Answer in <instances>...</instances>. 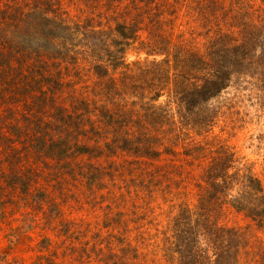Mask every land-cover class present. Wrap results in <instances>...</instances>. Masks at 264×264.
<instances>
[{
  "label": "trees",
  "instance_id": "obj_1",
  "mask_svg": "<svg viewBox=\"0 0 264 264\" xmlns=\"http://www.w3.org/2000/svg\"><path fill=\"white\" fill-rule=\"evenodd\" d=\"M144 1H133L126 13L130 17L120 12L119 19L113 15L112 24L103 15L107 23L102 20L103 23L95 27L81 25L82 22L55 10H51L55 13L49 18L44 16L40 6H32L24 0H9L10 4H4L8 10H2L0 14L10 17L11 26H22L20 32L26 36L35 34L39 37L34 46L29 47L26 41L12 45L16 43L13 40L9 43L12 45L9 51H0V108L7 104L3 111L9 116L14 110L10 104L19 103L20 109H25L29 99H36L38 112L33 114L38 115L66 100L74 102V92L79 91L73 85L77 84V79L66 77L70 71H63L68 67L77 74L81 58L85 56L89 60L92 56L95 74L105 77L106 87H97L91 98L87 97L88 93H83L85 98L80 105L74 103L73 110L66 111L65 107L61 113H56L48 123L50 132L57 134L52 143L63 148L61 154L90 152L86 142L92 140L93 135L83 132L84 123L101 116L118 129H128L126 136L120 134L123 149L150 159L161 156L163 151L156 138L162 136L156 133H160L162 125H167L162 132L169 133L170 119L164 117L171 114L174 118V111L179 118L183 116L191 131L203 134L214 127L225 108L232 109L245 100V95L237 93L226 97L230 94V87L236 91H249L252 95L258 91L264 94V0H260L257 18L248 11L252 5L247 0H190L195 20L206 29L207 39L203 47L183 35L175 39L173 32L164 33L160 19L153 20L148 16L149 12L142 13L138 9L140 3H146ZM2 3L0 0V5ZM112 3L115 5V1ZM154 10L159 12L154 11L156 15L165 14ZM177 11L178 8L171 9L170 12L174 13L170 15ZM70 38L73 43H69ZM78 39L85 43L77 44ZM139 40L144 46L141 51L153 60L146 58L144 62L137 60L130 65L125 56ZM77 46L84 48L81 53L76 51ZM35 54H41L38 63ZM54 67L58 69L52 72ZM171 82H175L172 87ZM107 87L120 96L121 101L114 103L116 108L108 105L117 98L109 101ZM130 89L140 95L146 91L151 94L148 102L140 104L148 106L146 114L138 116L137 112L133 116L135 113L126 108L125 93ZM164 93L168 94V101L158 107L157 102ZM92 102L97 106L94 109L90 108ZM29 109L32 112V107ZM86 112H89L88 117ZM14 119L22 121L16 116ZM23 121L25 127L30 126L29 113L23 115ZM179 122L172 121L176 129ZM12 129L22 133L18 127ZM91 131L94 133L93 127ZM43 140L45 138L33 137L36 145H43ZM114 140L118 143L117 139ZM5 144L13 146L12 143ZM197 149L206 150V146L198 145ZM190 151L188 145L185 154L200 153ZM211 152L218 155H212L199 174L194 185V203L191 205L187 198L184 199L180 212L170 216L164 228L161 229L156 210L151 215H135V219L127 220V224L136 220V234L122 247L120 264H264V237L259 234L264 230V181L247 173H238L233 166L234 153L227 147ZM146 165L145 160L135 161L130 170L147 174L149 180L145 184L152 191L151 186H158L159 176L158 172L146 169ZM78 167L81 168L82 163ZM177 174L182 181L186 180L183 170ZM118 213L109 210L107 216L111 218ZM232 213L244 215L251 219V223L223 224ZM113 236L119 239L120 234Z\"/></svg>",
  "mask_w": 264,
  "mask_h": 264
},
{
  "label": "rangeland",
  "instance_id": "obj_2",
  "mask_svg": "<svg viewBox=\"0 0 264 264\" xmlns=\"http://www.w3.org/2000/svg\"><path fill=\"white\" fill-rule=\"evenodd\" d=\"M1 1L3 3L0 5V11L8 10V6L4 4H10L9 0ZM24 1L43 8L46 17L50 18L55 13L51 10H55L82 22L81 25L91 24L98 27L103 23L102 20L107 21L103 15H106L112 24L113 15L119 19L120 12L130 17L126 13L136 0ZM112 1H115L117 7ZM189 1L145 0V5L139 2L141 7L138 9H141L142 13L149 12L148 16L153 20L160 19L163 22L164 33L173 32L175 39L178 35H183L203 47L207 39L206 29L198 25ZM247 1L252 5L251 8L248 7V11L257 18L260 0ZM176 8L179 12L170 15L174 13L170 12L171 9ZM154 9L160 10L161 13L164 11L165 14L156 15L153 13ZM11 22L10 17L0 14V51H9L12 45L22 44L23 41H26L29 47L34 46L35 39L39 36L35 34L26 36L20 32L22 26H11ZM103 26L105 27L104 24ZM42 32L44 33V30ZM13 40L16 43L9 45ZM69 43H73L71 38ZM76 43L83 44L85 41L78 39ZM141 43V40L134 42L127 51L125 57L130 65L137 60L144 62L146 58L153 60V57H148L141 51L144 49ZM77 49L76 51L81 53L84 48L77 46ZM40 55H34L37 63L40 61ZM90 57L89 60L85 59V56L81 58L77 74L68 67L63 71L64 73L70 71L68 75L65 74L66 77L77 79V84L73 85H76L79 91L74 92L76 98L74 102L66 100L64 105L61 103L49 107L38 115L33 114L38 112L36 99H29L25 109H20L19 103L10 104L14 110L9 116L3 111L7 104L0 108V264H120L123 260L122 247L136 234V220L129 224L127 220L135 219L140 214L151 215L153 210H156L161 229L164 228L168 218L180 212V204L184 199L187 198L191 205L194 203V185L213 155L211 150L219 147H227L234 153L233 166L238 173L241 175L247 173L264 181V94L258 91L252 95L246 90L236 91L234 87H230L228 89L230 94L225 96L232 97L237 93L245 95V100L241 104L237 103L232 109L225 108L209 132L199 134L200 132L196 130L191 131L183 116L179 118L176 111L174 118L171 114L164 117L170 119L168 123L171 126L168 128L169 133L162 132L167 125L160 126V133H156L162 136L156 138L163 151L160 157L141 158L132 150L123 149L120 134L126 136L128 129L126 127L118 129L115 124H108L101 116L93 117L84 123L83 132L93 135L92 140L88 139L86 142L90 152L83 155L61 154L63 148L52 143L57 134L50 132L49 121L65 107L66 111H71L74 103L80 105V101L85 98L83 93H88L87 97L91 98L97 87H106L107 84L104 76L95 74V62L92 56ZM57 69L54 67L52 72ZM174 83L171 82L170 87ZM107 89L111 97L109 101L117 98L108 105L116 108L114 103L121 101L120 96L112 88ZM132 93L134 92L131 89L125 93L126 108L135 113L133 116H136L137 112L138 116L146 114L145 108L148 106L140 104L148 102L151 94L147 91L143 95L134 93L136 95L134 97ZM258 93L262 96L261 99L256 98L259 96ZM168 98V94L164 93L157 106H164ZM31 107L32 112L29 109ZM96 107L92 102L90 108ZM25 113H29L30 116L29 127H25L23 121ZM86 113L88 117L89 112ZM15 116L22 121L15 120ZM173 120H180L177 129L172 124ZM12 127L20 128L22 133L18 134ZM92 127L94 133L91 131ZM35 136L45 138L43 140L45 143L36 145L33 141ZM84 138L86 141V137ZM84 138L81 140L84 141ZM114 139H117L118 143ZM6 142L12 143L13 146H6ZM188 145L191 151L200 153L188 156L184 153ZM198 145H205L206 150L197 149ZM216 155L218 154L213 156ZM139 160L147 162L146 169L158 172V186L156 188L151 186L152 191H149L150 186L145 184L149 180L147 174H136L130 170L132 163ZM81 163L82 167L79 168L78 165ZM181 170L184 177L186 176L185 181L177 174ZM231 193L236 194L235 191ZM109 210L119 213L110 218L107 216ZM235 223L249 224L251 219L240 213H232L227 221H223V224L228 226ZM112 233L117 236L120 234L119 239L113 238ZM259 234L264 237V230H260ZM122 238H125V241Z\"/></svg>",
  "mask_w": 264,
  "mask_h": 264
}]
</instances>
